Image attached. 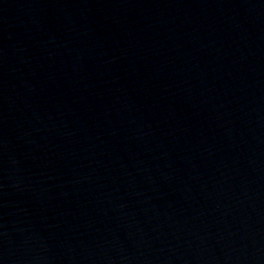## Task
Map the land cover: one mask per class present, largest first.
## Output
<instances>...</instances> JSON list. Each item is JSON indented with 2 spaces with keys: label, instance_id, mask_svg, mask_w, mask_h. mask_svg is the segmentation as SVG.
<instances>
[{
  "label": "water",
  "instance_id": "obj_1",
  "mask_svg": "<svg viewBox=\"0 0 264 264\" xmlns=\"http://www.w3.org/2000/svg\"><path fill=\"white\" fill-rule=\"evenodd\" d=\"M0 264H264V0H0Z\"/></svg>",
  "mask_w": 264,
  "mask_h": 264
}]
</instances>
